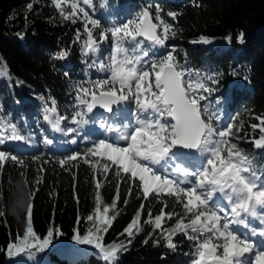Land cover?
<instances>
[{
  "label": "snow or ice",
  "instance_id": "obj_1",
  "mask_svg": "<svg viewBox=\"0 0 264 264\" xmlns=\"http://www.w3.org/2000/svg\"><path fill=\"white\" fill-rule=\"evenodd\" d=\"M98 3L103 8L107 0ZM50 5L62 20L73 24L82 21L83 30H77L76 41L82 42L85 56L99 53L105 41L110 42V52L107 62L93 60L88 64V68L106 73V78L89 81V86H75L71 122L77 128L62 127L69 117L58 112L54 99L45 104L43 120L54 132L68 135L96 123L92 114L97 108L111 115L99 121L100 136L89 140L83 151L49 159L34 156L33 162L42 164L31 182L27 179L29 165L25 158L0 147V174L9 161L20 168L21 208L23 197L28 199L23 234L17 233L0 252L8 258L31 260L53 243L54 236L63 235L59 227H49L43 237L34 230L36 185L43 182V164L54 160L72 174L75 182L77 175L72 169L82 161L89 166L95 186L94 211L83 218L91 225L86 234L74 229L72 239L98 249L105 264H117L119 254L145 226L151 227L145 244L155 235V245L163 242L164 247L175 250L174 237L183 235L192 246L190 264H264V161L239 146L238 141L244 139L239 135L243 123L220 127L219 111L202 103L216 91L205 81L218 84L217 74L201 75L199 70L186 67L174 51L150 56L143 46L146 41L153 47H164L175 35L174 26L165 17L176 20L181 13L165 11L158 3L149 4L135 18L104 27L100 19L94 18V11L90 14L86 10H94L97 0H50ZM33 7L30 0L26 8L31 11ZM243 35L239 33L238 42H243ZM17 36L23 39L24 33ZM225 39L231 43L232 37ZM193 43L210 44L212 39L201 35ZM68 55L67 49H61L52 58L63 60ZM0 75L8 76L5 68H0ZM122 107H127L126 115L119 111ZM254 119L258 123L249 127L253 133L258 130L259 135H253L248 142L255 150H264V114L255 115ZM9 141L30 143L15 123L0 119V146ZM66 142L76 144L77 140ZM43 143L52 146L54 140L44 137ZM109 174L116 179V193L111 203H105L100 190L109 181ZM122 183L129 185V198L134 188L138 189L137 199L141 202L119 234L126 235L127 240L105 244L104 234L119 214ZM123 203L127 205L129 199ZM5 216L0 209V217ZM79 220L78 217L77 223ZM168 221L174 223L165 227Z\"/></svg>",
  "mask_w": 264,
  "mask_h": 264
},
{
  "label": "trees",
  "instance_id": "obj_2",
  "mask_svg": "<svg viewBox=\"0 0 264 264\" xmlns=\"http://www.w3.org/2000/svg\"><path fill=\"white\" fill-rule=\"evenodd\" d=\"M29 2L0 0V58L3 62L0 68L8 72V76L0 79V119L15 123L25 137L34 136L35 145L32 148L16 146L9 141L0 147L25 158L29 165L27 179L31 182L37 178V169L42 164V161L33 162L34 156L49 159L50 156L83 151L89 146V140L100 136L95 131V123H90L87 129L78 128L77 132L69 134L70 139L77 140L76 144L47 146L41 133L54 142L63 140V137L54 134L44 123L43 109L46 103L50 104L54 99L58 112L69 117L62 127L77 128L71 122L75 111V86H89V81L106 78V73L94 67L88 68V64L93 60L107 62L110 42H103L99 53L85 56L82 42L76 41L77 30H83L82 21L73 24L62 20L50 5V0H31L34 5L31 11L26 8ZM157 3L165 11H176L181 15L176 20L165 17L174 26L175 35L169 37L164 47L153 50L151 56L174 51L186 67L199 70L201 75L217 74L215 79L219 81L218 84L205 81L216 91L202 103L214 106L219 112L227 110L229 123L237 126L243 123L239 135L244 139L238 141L239 146L258 154L260 160L264 161V150H255L248 142L253 135H259L258 130L253 133L249 127L252 123H258L254 116L264 114V0H107L103 8L99 7L97 0L94 10H86L90 14L94 11V18L100 19L104 27H109L133 19L143 7ZM241 32L244 34L242 43L237 40ZM17 33H24L23 39ZM201 35L211 38L212 43H193ZM229 35L232 37L231 43L225 39ZM61 49L69 51L68 57L53 59V55ZM245 76L248 80L244 79ZM23 115L28 117V123L23 122ZM93 119L100 121L104 118L93 115ZM43 167V182L36 185L38 191L34 200L33 227L41 237L49 227H59L63 235L54 236L53 243L31 260L27 257L8 258L5 252H0V264H105L98 249L92 245L77 244L72 239L74 229L83 235L91 227L83 219L93 213L95 203V186L89 166L81 161L78 168L72 169L77 175L75 182L72 174L61 169L54 160L43 164ZM20 171L9 161L0 174V188L3 191L0 209L6 213L5 217H0V249H6L7 243L14 240L17 233L23 234V215L28 199L23 197L24 207L21 208ZM128 187V183L121 184L117 204L119 214L104 234L105 244L127 240L126 235L119 234L141 202L137 199L138 189L134 188L131 197H128ZM53 191L56 195L50 196ZM100 191L103 201L111 203L116 193V179L111 174ZM75 197L79 198L78 201ZM125 198L129 199L127 205L123 203ZM159 207L155 205V208ZM145 218L146 213L142 222ZM171 223L174 221H168L165 227ZM150 231L151 227L145 226L127 249L119 254L117 264H190L192 246L183 235L174 237L177 248L171 250L164 247L163 242L155 245V235L145 244Z\"/></svg>",
  "mask_w": 264,
  "mask_h": 264
},
{
  "label": "rangeland",
  "instance_id": "obj_3",
  "mask_svg": "<svg viewBox=\"0 0 264 264\" xmlns=\"http://www.w3.org/2000/svg\"><path fill=\"white\" fill-rule=\"evenodd\" d=\"M144 48L146 49V50H149V53H150V56H151V52L153 51V50H155V49H157V48H159L158 46L157 47H153V46H151L148 42H146L145 41V43H144ZM147 59V58H146ZM2 78V75H0V79ZM214 109H216V110H218L217 108H215L214 106H212ZM122 114H127V107H122L120 110H119ZM220 113V116H221V120H220V126H222V127H224L225 125H227L229 122H230V118H228V116H227V110H224L223 112H219ZM92 116H93V114H92ZM108 118V117H107ZM22 120H23V122L24 123H28L29 122V119H28V117L26 116V115H23L22 116ZM44 123L45 124H47L49 127H50V125L47 123V122H45L44 121ZM62 124H63V122H62ZM95 125H96V127H95V131L96 132H98L99 133V135H100V129H99V121H97L96 120V123H95ZM90 125H86V126H83L82 127V129H87L88 127H89ZM50 129H51V127H50ZM52 130V129H51ZM53 131V130H52ZM53 133L54 134H57V135H61L62 137H63V140H60L59 142H54V145L53 146H55V145H62V146H65V145H69V144H71V143H67L66 141H69V140H71L70 138L71 137H69L70 135L68 134V135H65V134H62V133H60V132H54L53 131ZM241 231H243V230H241Z\"/></svg>",
  "mask_w": 264,
  "mask_h": 264
},
{
  "label": "water",
  "instance_id": "obj_4",
  "mask_svg": "<svg viewBox=\"0 0 264 264\" xmlns=\"http://www.w3.org/2000/svg\"><path fill=\"white\" fill-rule=\"evenodd\" d=\"M94 112L97 113L99 116H105L106 114H108L103 109L100 108L95 109Z\"/></svg>",
  "mask_w": 264,
  "mask_h": 264
}]
</instances>
